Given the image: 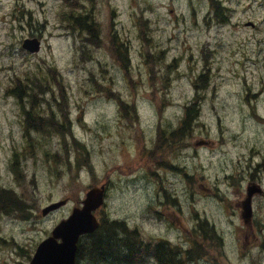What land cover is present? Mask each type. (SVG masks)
<instances>
[{"label": "rangeland", "instance_id": "374dc122", "mask_svg": "<svg viewBox=\"0 0 264 264\" xmlns=\"http://www.w3.org/2000/svg\"><path fill=\"white\" fill-rule=\"evenodd\" d=\"M102 184L97 218L137 232L136 264L156 245L264 264V0H0V264H30Z\"/></svg>", "mask_w": 264, "mask_h": 264}, {"label": "water", "instance_id": "95a60500", "mask_svg": "<svg viewBox=\"0 0 264 264\" xmlns=\"http://www.w3.org/2000/svg\"><path fill=\"white\" fill-rule=\"evenodd\" d=\"M23 48L31 53L39 52L41 40L39 38H27L23 42ZM210 142L200 140L196 145H207ZM106 186H94L87 193L82 206H75L72 213L61 220L52 230V234L44 239L30 264H76L77 245L81 235L94 232L100 225L94 211L104 203ZM263 192L261 186L252 183L247 187V197L242 202V216L248 223L253 216L252 199L255 194ZM67 203V200L54 202L43 209V215H48Z\"/></svg>", "mask_w": 264, "mask_h": 264}, {"label": "trees", "instance_id": "16d2710c", "mask_svg": "<svg viewBox=\"0 0 264 264\" xmlns=\"http://www.w3.org/2000/svg\"><path fill=\"white\" fill-rule=\"evenodd\" d=\"M196 102L187 108L186 119L184 121V126L192 120V116L195 119ZM30 122V129L36 130V124L32 121ZM57 127V126H56ZM14 202L12 203L13 206ZM117 225V226H116ZM114 229H113V227ZM111 227V230L109 229ZM123 233V237H119V231ZM136 231H128L127 228L121 222H113L107 224L102 222L100 227L92 234L85 235L81 238L78 251L82 252V247L88 252L79 264H98V262L109 264L114 255L120 254L122 251L127 254L128 264L134 263V259L137 260L140 257L139 244L136 242L137 237ZM91 238H96L95 240ZM161 246L156 245L155 254L158 257L159 264H181V260L178 255L175 254L177 251L174 248H170L169 251L162 250ZM119 248L122 250L120 251ZM153 245L150 243L143 242V251L147 253ZM109 258V259H108Z\"/></svg>", "mask_w": 264, "mask_h": 264}, {"label": "bare ground", "instance_id": "6f19581e", "mask_svg": "<svg viewBox=\"0 0 264 264\" xmlns=\"http://www.w3.org/2000/svg\"><path fill=\"white\" fill-rule=\"evenodd\" d=\"M79 19H81V18H79ZM78 21V20H77ZM117 223V222H116ZM110 226H111V224H110ZM117 226V225H116ZM113 227V226H112ZM109 229L111 230V227H109ZM113 229H114V227H113ZM83 236H85V235H81L80 236V238H79V241H78V245H79V242H80V240H81V238L83 237ZM78 245H77V251H78Z\"/></svg>", "mask_w": 264, "mask_h": 264}, {"label": "flooded vegetation", "instance_id": "af4514ba", "mask_svg": "<svg viewBox=\"0 0 264 264\" xmlns=\"http://www.w3.org/2000/svg\"><path fill=\"white\" fill-rule=\"evenodd\" d=\"M251 184H252V183H251ZM249 185H250V184H249ZM261 188H262V187H261ZM262 190H263V189H262ZM262 193H263V192H262ZM262 193H261V194H262ZM251 221H252V220H251ZM251 221H250V222H251Z\"/></svg>", "mask_w": 264, "mask_h": 264}]
</instances>
